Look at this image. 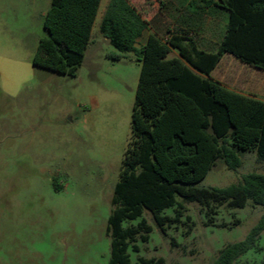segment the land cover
<instances>
[{
	"label": "rangeland",
	"instance_id": "374dc122",
	"mask_svg": "<svg viewBox=\"0 0 264 264\" xmlns=\"http://www.w3.org/2000/svg\"><path fill=\"white\" fill-rule=\"evenodd\" d=\"M109 1L102 0L95 21L92 59L70 77L33 65L51 0H0V264H109L110 202L131 134L141 71L134 53L121 61L109 58L119 53L100 32ZM133 1L157 27L156 0ZM238 157V170L219 160L193 186L225 188L244 174H264V162L254 152ZM183 204L182 223L166 234L144 210L153 230L148 242L138 238L139 253L129 252L133 264L139 257L210 264L225 245L243 240L264 211L251 201L243 208L222 206L215 225H206L198 203ZM175 209L163 214L174 216ZM239 261L264 264V232Z\"/></svg>",
	"mask_w": 264,
	"mask_h": 264
},
{
	"label": "trees",
	"instance_id": "16d2710c",
	"mask_svg": "<svg viewBox=\"0 0 264 264\" xmlns=\"http://www.w3.org/2000/svg\"><path fill=\"white\" fill-rule=\"evenodd\" d=\"M101 3L51 0L33 65L76 76ZM191 4L198 8L216 4L230 12L228 31L217 52L201 50L189 32L170 33L166 39L150 34L137 47L150 22L129 0H110L100 23L101 34L119 52L109 58L121 61L124 54L134 53L141 63L131 134L110 202L109 264H133L129 252H140L138 238L149 241L153 228L143 217L144 210L166 234L167 228L182 223L183 203H198L206 225H215L222 206L243 208L251 201L264 209L261 173L244 174L239 183L225 188L193 186L219 160L238 170L239 152H254L264 162V102L232 92L211 78L225 53L264 70V23L256 21L259 13L264 17V0H191ZM173 52L176 56L171 57ZM171 207H176L174 216L163 214ZM138 219L136 225L131 223ZM263 232L264 211L243 240L225 245L210 264H254L239 259L256 248ZM135 264H164V259L139 257Z\"/></svg>",
	"mask_w": 264,
	"mask_h": 264
},
{
	"label": "crops",
	"instance_id": "0c3cea01",
	"mask_svg": "<svg viewBox=\"0 0 264 264\" xmlns=\"http://www.w3.org/2000/svg\"><path fill=\"white\" fill-rule=\"evenodd\" d=\"M129 1L150 22L149 30L143 34L137 47L144 45L150 34L166 39L170 33L189 32L201 50L215 53L223 43L228 31L230 12L216 4L198 8L191 4V0H156L157 27H153L151 19L145 16L138 4L133 0ZM213 1L214 3L218 2V0ZM256 21L264 23L263 15L259 13ZM103 41L109 42L105 37H103ZM96 44L97 40H92L91 36L83 65L92 59ZM90 46H93L91 51ZM217 71L218 77L216 76ZM211 78L232 92L264 102V70L245 64L232 54L225 53L222 56L219 64L211 73Z\"/></svg>",
	"mask_w": 264,
	"mask_h": 264
}]
</instances>
